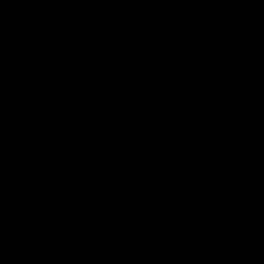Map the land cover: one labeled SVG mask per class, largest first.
<instances>
[{"label": "trees", "instance_id": "trees-1", "mask_svg": "<svg viewBox=\"0 0 264 264\" xmlns=\"http://www.w3.org/2000/svg\"><path fill=\"white\" fill-rule=\"evenodd\" d=\"M15 171L0 264H264V0H0V200Z\"/></svg>", "mask_w": 264, "mask_h": 264}, {"label": "rangeland", "instance_id": "rangeland-1", "mask_svg": "<svg viewBox=\"0 0 264 264\" xmlns=\"http://www.w3.org/2000/svg\"><path fill=\"white\" fill-rule=\"evenodd\" d=\"M82 47L83 40L80 37L79 31L73 28L70 31V39L63 52L66 56H70L74 51L81 50ZM58 68L59 65L56 60L53 64L46 67L38 65L37 61L34 60V65L30 67L29 74L20 80L19 90L2 109L4 114L11 118L9 122H11L12 130L7 145V150L10 153L14 151L13 142L15 134L20 129V125L17 122L32 114L33 110L38 106V101L44 99L48 95L47 93L53 89ZM21 116L22 118L20 119ZM2 201L3 199L0 200V221L4 222L10 219L13 208L7 203L2 207ZM1 232L2 227L0 228V235Z\"/></svg>", "mask_w": 264, "mask_h": 264}, {"label": "water", "instance_id": "water-1", "mask_svg": "<svg viewBox=\"0 0 264 264\" xmlns=\"http://www.w3.org/2000/svg\"><path fill=\"white\" fill-rule=\"evenodd\" d=\"M11 128H12V125H9L8 128H7V132H8V134H7V136H6V143H5V147H6V148H7V141H8V138H9V133H10V131H11ZM14 183H15V191H14L11 195L7 196V197L2 201V207L6 204V202H7L10 198L14 197V196L16 195L17 191H18L17 180H16V171H15V175H14ZM2 207H1V209H2Z\"/></svg>", "mask_w": 264, "mask_h": 264}, {"label": "clouds", "instance_id": "clouds-1", "mask_svg": "<svg viewBox=\"0 0 264 264\" xmlns=\"http://www.w3.org/2000/svg\"><path fill=\"white\" fill-rule=\"evenodd\" d=\"M11 130H12V129H11ZM10 132H11V131H10ZM7 134H8V132H7ZM6 136H7V135H6ZM9 136H10V133H9ZM8 139H9V138H8ZM5 143H6V141H5ZM7 145H8V141H7ZM3 200H4V199H3ZM7 202H8V201H7ZM7 202H6V203H7Z\"/></svg>", "mask_w": 264, "mask_h": 264}, {"label": "flooded vegetation", "instance_id": "flooded-vegetation-1", "mask_svg": "<svg viewBox=\"0 0 264 264\" xmlns=\"http://www.w3.org/2000/svg\"><path fill=\"white\" fill-rule=\"evenodd\" d=\"M21 118H22V116L20 117V119H21ZM25 118H26V117L22 118V120L25 119Z\"/></svg>", "mask_w": 264, "mask_h": 264}]
</instances>
